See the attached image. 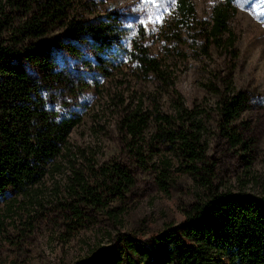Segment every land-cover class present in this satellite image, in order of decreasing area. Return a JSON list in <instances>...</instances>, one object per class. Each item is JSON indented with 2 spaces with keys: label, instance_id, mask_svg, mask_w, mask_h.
Segmentation results:
<instances>
[{
  "label": "rangeland",
  "instance_id": "374dc122",
  "mask_svg": "<svg viewBox=\"0 0 264 264\" xmlns=\"http://www.w3.org/2000/svg\"><path fill=\"white\" fill-rule=\"evenodd\" d=\"M11 1L0 0V19L17 23L22 12ZM186 1L193 6L192 13H181L179 0H70L66 14L87 18L115 13L123 39L128 35L140 40L166 63L183 104L200 112L204 159L186 171L172 144L155 135L153 114L157 109L172 112L173 100L152 78L126 66L101 78L96 87H81L77 76L43 80L41 67L22 60L35 78H41L45 105L61 111L67 105L81 119L68 135L69 153L57 158L58 168L26 192L0 191V264H69L98 247L115 249L117 231L130 232L140 241L134 246L143 261L146 249L145 256L152 257L154 264H171L172 239L155 245L143 239L181 222L193 205L212 193L264 196V2L233 0L227 20L233 41L228 45L226 33L220 42L206 39L212 9L222 0ZM56 37L64 39L60 24L36 42ZM59 52L80 67L76 57L57 47L52 71L63 68ZM226 82L246 100L232 120H226L217 107ZM136 108L149 119L131 151L120 120ZM165 160L173 176L165 179L163 188L157 177ZM115 163L125 168L132 184L104 208L82 205L88 221L70 229L62 203L69 199L72 171H80L97 187L106 177L101 168Z\"/></svg>",
  "mask_w": 264,
  "mask_h": 264
},
{
  "label": "trees",
  "instance_id": "16d2710c",
  "mask_svg": "<svg viewBox=\"0 0 264 264\" xmlns=\"http://www.w3.org/2000/svg\"><path fill=\"white\" fill-rule=\"evenodd\" d=\"M232 2L222 0L213 7L208 41L220 42L226 33V44H232L227 27ZM11 6L22 13L17 23L0 19V191L26 192L50 170L58 168L57 158L69 153L68 135L81 119L67 105L63 111L47 107L41 78H35L22 60L41 67L45 71L41 75L43 80L77 76L81 87H96L101 78H108L126 66L152 78L158 89L169 93L173 100L172 112L157 109L153 114L155 135L172 144L175 154L186 164V171L204 159L200 112L183 104L173 87L168 66L152 55L145 43L128 35L122 38L115 13L87 18L67 15L70 0H13ZM179 8L181 13L194 10L186 0H179ZM58 24L64 39L36 42ZM140 34L144 36L145 32ZM57 47L76 57L80 67L59 52L63 68L52 71L50 65L56 60ZM66 84L71 86L69 82ZM245 103L244 94L226 82L224 94L217 102L219 113L226 120L235 119ZM148 119L136 108L120 120V129L127 138L125 144L131 151L134 139L140 138ZM229 137L233 140V136ZM162 164L157 182L164 188L165 179L171 180L173 173L168 160ZM101 169L106 177L97 187L90 185L77 170L68 179L69 199L62 206L72 230L88 221L82 205L104 208L132 184L125 168L116 163L109 169ZM164 239L173 240L175 257L171 264H264V196L212 193L207 200L193 205L181 222L167 225L143 241L150 240L155 245ZM113 240L115 249L98 247L69 264H154L152 257L145 256L146 249L142 253L146 259H141L139 249L134 246L140 241L132 233L117 231Z\"/></svg>",
  "mask_w": 264,
  "mask_h": 264
},
{
  "label": "snow or ice",
  "instance_id": "6c2138e0",
  "mask_svg": "<svg viewBox=\"0 0 264 264\" xmlns=\"http://www.w3.org/2000/svg\"><path fill=\"white\" fill-rule=\"evenodd\" d=\"M262 2H264V0H262Z\"/></svg>",
  "mask_w": 264,
  "mask_h": 264
}]
</instances>
